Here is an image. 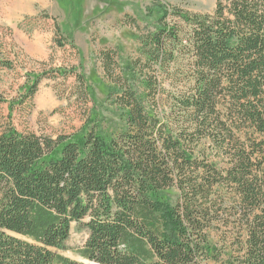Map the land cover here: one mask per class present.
<instances>
[{
	"label": "trees",
	"instance_id": "1",
	"mask_svg": "<svg viewBox=\"0 0 264 264\" xmlns=\"http://www.w3.org/2000/svg\"><path fill=\"white\" fill-rule=\"evenodd\" d=\"M153 1L139 56L123 69L101 53L104 101L77 76L79 132L38 137L0 116V264H264V0L209 15ZM73 224L85 262L58 253Z\"/></svg>",
	"mask_w": 264,
	"mask_h": 264
},
{
	"label": "rangeland",
	"instance_id": "2",
	"mask_svg": "<svg viewBox=\"0 0 264 264\" xmlns=\"http://www.w3.org/2000/svg\"><path fill=\"white\" fill-rule=\"evenodd\" d=\"M157 1L161 7H178L190 14L209 15L216 8L215 0ZM158 10L153 0H0L1 124L53 139L79 132L90 99L77 76L84 75L97 98L104 101L109 82L102 51L116 52L124 69L131 58L139 56V35L150 31ZM58 71H67L68 76ZM38 76L34 98L19 104L24 99L23 87ZM13 105L8 120V108ZM106 117L107 131H116L120 123L111 115ZM87 237L86 230L73 224L66 249L58 253L85 262L81 250Z\"/></svg>",
	"mask_w": 264,
	"mask_h": 264
},
{
	"label": "bare ground",
	"instance_id": "3",
	"mask_svg": "<svg viewBox=\"0 0 264 264\" xmlns=\"http://www.w3.org/2000/svg\"><path fill=\"white\" fill-rule=\"evenodd\" d=\"M24 1V0H23ZM22 3V2H21ZM26 8V7H25Z\"/></svg>",
	"mask_w": 264,
	"mask_h": 264
}]
</instances>
